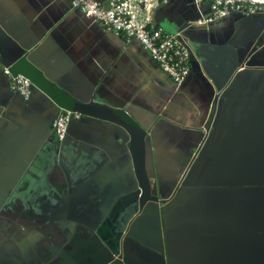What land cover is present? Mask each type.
I'll use <instances>...</instances> for the list:
<instances>
[{"label": "crops", "instance_id": "1", "mask_svg": "<svg viewBox=\"0 0 264 264\" xmlns=\"http://www.w3.org/2000/svg\"><path fill=\"white\" fill-rule=\"evenodd\" d=\"M210 12L200 0L154 10L193 48L177 85L72 0H0V24L58 88L142 125L149 186L142 197L124 128L82 116L58 141L62 109L38 89L25 100L0 63V264H95L98 251L164 264L165 233V264H264V11L199 24Z\"/></svg>", "mask_w": 264, "mask_h": 264}, {"label": "built area", "instance_id": "2", "mask_svg": "<svg viewBox=\"0 0 264 264\" xmlns=\"http://www.w3.org/2000/svg\"><path fill=\"white\" fill-rule=\"evenodd\" d=\"M72 1L74 8L98 20L105 30L139 41L175 84L181 85L190 74L192 46L180 32H168L154 21V10L168 0H106L105 4L98 0ZM203 1L210 3L211 12L199 24L214 22L233 11L245 15L264 11V0H200ZM2 71L10 78L13 91L28 100L32 95V81L22 74H14L8 66ZM81 117L80 113L62 110L53 122L57 139L64 141L71 120Z\"/></svg>", "mask_w": 264, "mask_h": 264}, {"label": "water", "instance_id": "3", "mask_svg": "<svg viewBox=\"0 0 264 264\" xmlns=\"http://www.w3.org/2000/svg\"><path fill=\"white\" fill-rule=\"evenodd\" d=\"M31 48L21 44L12 34H10L0 24V63L3 66L11 67L14 74H22L29 78L32 83V94L34 89L46 93L62 110H69L101 120L109 121L124 128L129 136V148L133 158L135 173L139 180L143 195L148 191L147 171L145 167V146L146 131L142 125L125 108L107 104L97 95L89 100H82L58 88L42 70L30 58ZM59 141V140H58ZM63 142V141H60ZM160 205L166 204V200H161ZM144 205V204H143ZM158 253L164 264L168 249V236L160 235L158 238ZM100 260L95 264H126V259L115 257L112 253L111 259L105 260V255L98 251ZM96 257V258H97Z\"/></svg>", "mask_w": 264, "mask_h": 264}, {"label": "rangeland", "instance_id": "4", "mask_svg": "<svg viewBox=\"0 0 264 264\" xmlns=\"http://www.w3.org/2000/svg\"><path fill=\"white\" fill-rule=\"evenodd\" d=\"M248 2H251V1H258V0H247Z\"/></svg>", "mask_w": 264, "mask_h": 264}]
</instances>
